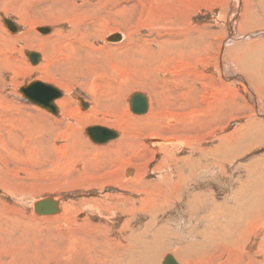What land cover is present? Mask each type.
Returning a JSON list of instances; mask_svg holds the SVG:
<instances>
[{"label":"rangeland","instance_id":"1","mask_svg":"<svg viewBox=\"0 0 264 264\" xmlns=\"http://www.w3.org/2000/svg\"><path fill=\"white\" fill-rule=\"evenodd\" d=\"M105 1L70 0L72 7L78 8L75 9L74 14L67 11L65 14L61 13L60 17L63 19H58L56 5L59 0H0V264H91V258L95 254L106 253L105 250H108L107 254L109 252L112 254L118 244L127 243V236L132 232L142 233L146 223L151 220L152 210L157 212L153 226L156 234L155 240H158L160 245L165 243L166 248L169 247L163 252L155 249L158 251L156 264H164L165 257L170 254L176 257L179 264H213L211 258L216 255V251L213 249H209L206 252L207 255L199 256L198 259H193V254L186 251L184 252L186 254L185 261L178 257L176 249L184 248L189 242L205 241L204 237L197 238V234L201 231H209L213 236L218 233L217 230H219L221 221L218 217L219 210L217 213L215 204L223 205V208L235 204L233 196L239 190L237 177L240 180H245L246 174L250 171L253 175L264 174V105L257 104L251 80L246 75L237 77L240 75H237L236 69L232 68L234 65H226L234 59L224 54L227 53L224 50H227L229 40L234 37H240L239 40L243 41L255 40L259 42L264 40V15L258 22V27H253L250 24L241 26V15L244 11L243 7L247 3L246 0H239L238 7H236V0H171L187 16L184 23L186 31L192 36L195 35L199 38L202 36L200 43L203 51L202 54L200 52L201 55L198 58L192 59L190 55L191 46L185 43L179 49L178 55L171 57L173 60L166 66L167 71H163V64H156L157 76L153 75V78L152 76L150 78L154 79V86H162L166 100L172 105L156 109V105L152 104L153 96L150 88L141 87L148 86L149 71L144 72L143 63L141 64L138 60L129 57L135 50L140 53L138 44L143 48L146 46L140 38H149L152 29L149 20L153 17H162L164 9L161 7H165L168 1L160 0L158 3L155 2L157 0ZM99 2L103 4V7L99 8L100 12L97 10V13L103 14L102 17L106 18V21L104 20L106 25L102 29L99 27L103 32L101 37L93 36L91 39L94 47L102 49L100 55L102 58L105 57V68L103 70L93 68V61L91 66L98 72L92 73L91 78L93 80L88 81L85 77L82 79V76H75V79L66 78L60 73L58 74L53 69L58 65H65L64 63L67 61L63 58L54 61L50 68L51 73L41 68L44 58H41L35 64L36 66L30 61L29 52H37L40 56L43 54V57L44 53L38 47V42H35L34 45H28L26 38L40 40L43 36H53L58 30L68 32L73 24L70 20L75 19V17H78L76 19L82 25L89 26L94 32L96 27L93 24L96 19L93 15L96 13L93 12V7L96 5L95 3ZM81 10L84 12V16L79 13ZM120 11L124 14L122 15ZM111 14L112 16H110ZM258 15L262 14L259 13ZM5 18L12 20L18 29L12 31L5 23ZM114 18L124 21L133 18L128 25L130 29L135 31L133 35L134 47L127 48L130 53L128 50L125 52L122 49L129 45L128 35L125 34V38L123 37L122 40L120 38V41L114 39L112 41V35H119L118 31H121L124 36L125 32L122 28H116L112 22V20L115 21ZM42 27H51L54 30L51 29L50 32L43 33L39 30ZM244 27L246 29H243ZM92 29L89 31L92 32ZM132 32L130 31L129 34ZM34 33L35 35H33ZM136 39L139 40L136 41ZM231 43L236 44L233 41ZM130 45L133 46V43L131 42ZM263 48L256 52L264 59ZM122 51L123 53H121ZM182 52L185 54L182 55ZM111 55L117 56L118 59L127 58L124 62H117V58H113ZM134 55L136 56L137 53ZM223 58H229L227 63L224 61L226 59ZM97 62L100 63V61ZM223 66H227L235 74H228L226 72L228 70L225 71ZM111 73L115 74L112 79L109 76ZM144 76L146 81L142 82ZM36 80L48 83L62 92V96L55 100L56 105L59 104L60 107V101L65 96L71 97V109L73 111L70 117L74 118L82 112L87 113L89 111L90 113L92 108L91 110L88 109L100 103L98 96L100 92L106 91V94L115 92L116 98L114 97V99L119 106V109L115 110L116 113L113 115L104 111L106 114L100 113L98 122L97 120L93 121V119L85 121L82 128L85 130L87 126L106 125L107 128L117 133L120 131L122 136V130L114 126L117 124L116 120L125 118L124 121H131L130 119L134 117L137 119L136 117H138V119H143L141 124L133 120L132 124L126 126H131V131L135 133L137 141L147 144L148 147L144 146V150L139 147L133 154L124 150L125 156H129L131 159L122 162L114 155L109 158L108 151L105 152L102 149L111 142L94 143L84 131L83 135L86 136H83V139L86 146L88 145L87 142L94 145L93 148L88 146L85 153H68L66 147L63 146V141L59 140L55 142V147L58 148L53 153L52 158L49 157V150L42 148L43 153L41 154L38 151V146L45 147L47 143L43 145L36 141L38 135L36 123L47 118L49 121L44 122H48L50 130L57 127L64 128L69 122V117L65 113L55 115V113L31 102L23 95L20 90L21 87ZM66 80L68 81L66 82ZM67 89L70 93L67 92ZM138 92L144 94L148 99L146 113L137 114L131 109V98ZM193 95L194 98H189ZM96 96L98 97L94 100ZM79 97H83L82 101L79 100ZM80 103L86 109L79 108ZM151 112L153 114L148 119ZM116 114L118 116H115ZM129 117L130 119H128ZM152 119L155 121L153 122ZM253 119L255 122L262 123L260 128L252 129L248 126L249 128L244 129L247 122ZM57 122L62 124H57ZM171 122L174 123L171 125ZM26 123L27 125L30 123L36 128L34 132L32 131V135H30V129ZM149 130L159 132L161 136L146 137L145 135ZM247 132L252 136L248 137ZM179 136L185 139H183L184 147H172L171 144L178 143L177 137ZM44 138L47 141L49 136L45 134ZM40 139L43 142V138L40 137ZM223 142L232 144L229 143V149L227 148L229 153L225 151L226 145L222 144ZM161 143L171 147L167 146L163 150H152V148L156 149L160 146ZM134 144L139 146V143L134 142ZM235 144H237L238 152H234L232 149ZM60 145L67 153L60 151L62 148ZM179 145L181 142L178 143ZM59 156L73 158L64 165L58 161ZM187 158H189V163L185 161ZM111 159L114 161L109 164ZM128 161L131 163L127 164ZM217 161L225 169H218ZM193 163H195L194 168L197 169L195 175H191L195 169L189 171L190 165ZM168 164L169 166H166ZM130 165L135 166V168L133 167L135 170L132 168L133 174H127V168ZM137 172L141 175L137 176ZM179 175L188 181L183 182L178 198L176 196L174 198L173 195L163 209L161 206L164 198L160 188L161 186L162 188L165 186L169 188L170 186L166 182H169L170 179V183L173 185L177 182ZM226 175L230 176L226 178ZM167 177L168 180H166ZM126 182L127 184H125ZM199 192L202 195L201 202H190L193 199L192 193ZM46 197L59 200L58 211L55 214L41 215L36 213L34 203ZM147 197L153 198V205L150 209L148 208ZM144 207L146 210H142L145 209ZM3 216L6 219L2 220ZM215 218L218 220V224ZM13 221L20 223H10ZM258 231L260 238L257 237L259 236L258 232L252 234L248 250L251 249L255 258L260 260L261 258L256 255L255 252L257 251L255 250L261 241L263 232L259 229Z\"/></svg>","mask_w":264,"mask_h":264},{"label":"bare ground","instance_id":"2","mask_svg":"<svg viewBox=\"0 0 264 264\" xmlns=\"http://www.w3.org/2000/svg\"><path fill=\"white\" fill-rule=\"evenodd\" d=\"M79 1V0H78ZM95 1V0H94ZM100 1V0H98ZM107 1V0H106ZM105 1V2H106ZM112 1V0H111ZM153 1V0H152ZM168 4H165V7H161L164 9V11L162 12V17L160 18H156L153 17L151 20H149L151 23L150 27L152 28L150 31L151 33L149 34V38L147 39H141V41H144V48L142 46H139V50L140 53L138 51L135 50V52L133 54L130 55L129 58L131 59H136L138 60L141 64L143 63V65L145 66L144 68H142L145 71H149L150 75L149 78L153 75H156L155 72V66L156 64H160L162 66L163 71H167L166 70V66L168 65V63L173 60L171 59V57H174L176 55H178L179 53V49L181 48V46L185 43L189 44L190 47V55L192 57V59H196L199 57V55L202 54V49L203 47H201V41H202V36L199 38L197 36H192L188 33V31H186L185 28V20L186 19V15L182 12L181 9H179L178 5L173 4V1L171 0H167ZM247 3L245 5L243 14L241 15L242 20L240 25L242 26L243 24H250L251 26H256L258 27V22L261 20V18L264 15V12H259L258 10H262L264 11V0H246ZM90 2V1H89ZM93 2V1H92ZM102 2V3H105ZM156 3L160 2V0L155 1ZM179 2V1H178ZM188 2V1H187ZM57 3V2H56ZM236 7H238V5L240 4L239 0H236ZM75 4V3H74ZM96 5H94V10L93 12L96 13L93 15V17L96 19V22H94V26L95 31L90 32L89 30L90 27L89 26H84L82 25V23L80 21H77L75 17V19H69L73 24H72V28L70 31L68 32H64L63 30H58L53 36L51 37H41L40 40H37L36 38H26V43L28 45H34L35 42H38V47H40L44 53V57L43 54L41 55L40 59L44 58V63L41 66L42 70L46 69V71L49 73H51V67L52 64L54 63L55 60H57L58 58H63L65 59L67 62H65L63 66L58 65V67H55V69H53L54 71L58 72V74L60 73L63 77L69 78L72 77L74 78L75 76H82V79L85 77L88 79V81L93 80L91 77L93 76L92 73H98L95 71V69L97 70H103L105 68V57L102 58V56L100 55L102 52V49H98L96 47L93 46L92 44V39L91 37H96L99 38L101 37V34L103 33L99 27L102 29L105 27L106 25V18H103L102 15H100V13H97V10L99 8L103 7V4L99 3H95ZM145 4V3H144ZM77 5V4H76ZM80 5V4H79ZM82 6V5H81ZM87 6V5H85ZM57 10H58V19H63V17H60V14H65V12L67 11L68 13H73L75 12V9L78 8L76 6L72 7V5L70 4V0H59V2L56 5ZM260 7V8H257ZM67 8V9H66ZM84 8V7H83ZM90 8V7H89ZM219 8V7H218ZM235 8V7H234ZM82 9V8H80ZM125 9V8H124ZM127 9V8H126ZM134 9V8H133ZM153 9V8H152ZM160 9V7H159ZM162 9V10H163ZM214 9V8H213ZM79 10V9H78ZM77 10V11H78ZM89 10V9H88ZM101 10V9H100ZM119 10V9H118ZM132 10V9H130ZM237 10V9H236ZM105 11V10H104ZM114 11V10H113ZM112 11V12H113ZM125 11V10H124ZM136 11V10H135ZM155 11V10H154ZM153 11V12H154ZM98 12H100L98 10ZM111 12V11H110ZM128 12V11H127ZM126 12V13H127ZM152 12V11H151ZM158 12V11H157ZM223 12V11H222ZM262 15H258L259 13ZM67 13V14H68ZM70 13V14H71ZM80 14H83L84 12L81 10L79 11ZM89 13H91L89 11ZM109 13V12H108ZM115 13V12H114ZM118 13V12H117ZM120 13L122 14V12L120 11ZM129 13V12H128ZM55 14V13H54ZM105 14V13H104ZM110 14V13H109ZM109 14H107L109 16ZM124 14V13H123ZM122 14V15H123ZM147 14V13H146ZM256 14V16H255ZM56 15V14H55ZM54 15V16H55ZM87 15V14H86ZM155 15V14H154ZM158 15V14H157ZM236 15V14H235ZM67 16V15H66ZM74 16V15H73ZM82 16V15H81ZM84 16V14H83ZM82 16V17H83ZM100 16V17H98ZM105 16V15H104ZM112 16V14L110 15ZM127 16V15H126ZM130 16V15H129ZM231 16V15H230ZM229 16V17H230ZM68 17V16H67ZM80 17V15H79ZM91 17V16H89ZM120 17V14H119ZM133 17V16H132ZM149 17V15H148ZM216 17V16H215ZM235 17V16H234ZM237 17V16H236ZM239 17V16H238ZM56 18V19H57ZM224 18V17H223ZM81 19V18H80ZM115 21L112 20L113 24L116 26V28H122L123 30H125L124 32V36L121 33V31L119 33L121 40L125 38V34L128 38V44L127 46H125L123 49V51L125 50V52L128 50L127 48H132L134 47L135 44V39L133 38L135 31L129 28V23H131L132 19L130 18L129 20H117L116 18H114ZM226 19V18H225ZM94 20V19H93ZM105 20V21H104ZM111 20V19H109ZM84 22V21H83ZM115 22V23H114ZM227 22V21H226ZM237 22V21H236ZM239 22V21H238ZM110 23V22H108ZM146 23V22H145ZM190 23V22H189ZM112 24V23H111ZM226 24V23H225ZM237 24V23H236ZM51 25V24H50ZM89 25V24H88ZM113 25V26H114ZM52 26V25H51ZM108 26V25H107ZM147 26V25H146ZM145 26V27H146ZM188 26V25H187ZM216 26V25H215ZM220 26V25H219ZM224 26V25H223ZM238 26V25H237ZM246 26V27H247ZM149 27V28H150ZM198 27V26H197ZM226 27V26H225ZM246 27H244L243 29H246ZM94 28V27H93ZM144 28V27H143ZM195 28V27H194ZM213 28V27H212ZM52 28L50 27V30ZM107 29V28H105ZM138 29V28H137ZM192 29V28H191ZM188 29V30H191ZM22 30V29H21ZM54 29H52L53 31ZM229 30V29H228ZM234 30V29H233ZM130 31H133L132 34H129ZM196 31V30H195ZM230 31V30H229ZM228 31V32H229ZM193 32V31H192ZM234 32V31H233ZM37 33V32H36ZM195 33V32H194ZM192 33V34H194ZM227 33V32H226ZM232 33V32H231ZM27 34L28 31H27ZM35 35V33L33 34ZM203 35H205L203 33ZM242 36V35H241ZM38 37V36H37ZM124 37V38H123ZM232 38V37H231ZM240 37H234L231 40H229L228 46H227V50L225 49L224 51H226L227 53H223L226 54L228 57L233 58L234 60L228 62V64H226L227 66L230 65H234L232 68H235L236 71L238 72L237 77H242L243 75H246L252 82V86H253V94L256 96V100H257V104L260 105H264V59L258 55L259 53H257L256 51L259 52L260 49H262V47H264V40H261L259 42L254 41H243V40H239ZM73 39V40H72ZM205 39V37H204ZM247 39V38H246ZM139 39H136V41H138ZM245 40V39H244ZM253 40V39H251ZM260 40V39H257ZM112 41H114L112 39ZM120 41V39H119ZM211 41V40H210ZM231 41L235 42L231 43ZM117 42V41H116ZM133 43V46L130 45V43ZM204 42V41H203ZM119 43V42H117ZM231 43V44H230ZM227 44V42H226ZM225 44V45H226ZM1 45V44H0ZM210 45V44H209ZM232 45V46H231ZM137 46V47H138ZM221 46V45H220ZM222 47V46H221ZM1 48V47H0ZM143 48V49H140ZM208 48V47H207ZM112 49V48H111ZM211 49V48H209ZM221 49V48H220ZM264 49V48H263ZM37 50V49H36ZM98 50V51H97ZM201 50V51H200ZM123 51L121 53H123ZM205 51V49H204ZM220 51V50H219ZM262 51V50H261ZM260 51V52H261ZM264 51V50H263ZM129 52V50H128ZM201 52V54H200ZM130 53V52H129ZM137 53V55L135 56L134 54ZM221 53V52H219ZM257 53V54H256ZM182 55L185 54V52L181 53ZM264 54V53H263ZM129 55V54H128ZM220 55V54H218ZM113 58H117V56H113L111 55ZM110 56V58H111ZM201 57V56H200ZM220 57V56H219ZM226 57V56H225ZM127 58V57H125ZM125 58L121 57V59L117 58V62H124V60H126ZM226 59V58H223ZM229 58H227V60ZM231 60V59H230ZM94 61L93 63V69L91 66V63ZM97 61H100V63H98ZM133 61V60H132ZM138 64V63H137ZM35 65V64H34ZM128 65V64H127ZM131 65V64H130ZM134 66V64H132ZM136 65V64H135ZM219 65V63H218ZM36 66V65H35ZM224 67L223 69L226 71V69L228 71H226L228 74H233L232 71H230L228 69V67ZM32 67V66H31ZM135 67V66H134ZM37 68V67H36ZM44 68V69H43ZM136 68V67H135ZM125 69V68H124ZM138 69V68H136ZM141 69V68H140ZM141 69V70H142ZM220 69V68H219ZM221 69V70H223ZM231 69V68H230ZM34 70V69H33ZM121 70V69H120ZM140 70V71H141ZM218 70V69H217ZM220 70V71H221ZM223 70V72H224ZM232 70V69H231ZM169 72V71H168ZM225 72V73H226ZM235 72V71H234ZM139 73V72H138ZM100 74V73H99ZM235 74V73H234ZM233 74V75H234ZM49 75V74H48ZM60 75V76H61ZM115 75L114 73H111V75L109 74L110 78L112 79ZM139 75V74H138ZM223 75V74H222ZM55 77V76H54ZM59 77V76H58ZM139 77V76H138ZM235 77V76H234ZM60 78V77H59ZM224 78V76H223ZM228 78V77H227ZM75 79V78H74ZM80 79V78H79ZM78 79V80H79ZM226 79V78H225ZM62 80V78H61ZM86 80V79H85ZM84 80V81H85ZM187 80V79H186ZM229 80V79H228ZM52 81V80H51ZM60 81V80H59ZM58 81V83H59ZM65 81V80H64ZM68 80H66L67 82ZM87 81V80H86ZM146 81V77L144 76V79L142 80V82ZM43 82V81H42ZM113 82V81H112ZM116 82V81H115ZM114 82V83H115ZM244 82V81H243ZM242 82V83H243ZM86 83V82H85ZM148 86H141L144 88H150L149 90H151V95L153 96V103L156 105V109H160L162 107H166V105H171L169 103V101H167L166 99V95L164 93V90L162 88V86H154V79H148ZM57 84V83H56ZM248 84V83H247ZM154 87H153V86ZM244 85V84H243ZM248 86V85H247ZM66 88V86H65ZM68 88V87H67ZM69 89V88H68ZM67 89V92H69ZM113 89V88H112ZM107 90V89H106ZM147 90V89H146ZM148 90V91H149ZM155 90V91H154ZM248 90V89H247ZM109 91V90H108ZM70 93V92H69ZM74 93V91H73ZM79 93V92H78ZM149 93V92H148ZM256 93V94H255ZM106 94L105 92H100L99 96V100L100 103H97V105H94L93 107H90L88 110H91V112L89 113L88 111L86 112H82L79 116H76V118L74 117H70L71 116V112L73 111V109H71V105H72V100L71 97L69 96H65V98L63 100L60 101L61 103V107L59 104L56 105V107L58 108V114L61 113H65L66 115H68V120L69 122L66 124V126L64 128H54L52 130H50L49 126H48V122H44V121H49V119L44 118L43 121L36 123L37 125V133L38 135L36 136V141L41 142L43 145H45L47 143V146L45 147H39L38 146V151L41 152V154L43 153V149L49 150V157L52 158L53 153L56 152L57 150V146L55 147V142L62 140L63 141V146L66 147L68 153H74L76 154L78 152L79 153H85L88 150V146L93 148L94 145L89 144L90 142H87V146H86V142L83 139V134L84 131L86 132L87 136L90 138L87 129L89 128V126L82 128V124L85 121L91 120L93 119V121L97 120L98 122V116L100 113H104V111H106L107 114H113L116 113L115 110L119 109L118 103L117 101L114 99L115 97V92L112 93H108L106 94V97L104 96ZM142 94V93H141ZM167 94V93H166ZM180 94V93H178ZM69 95V94H66ZM75 97L78 98V96H76V94H74ZM117 95V94H116ZM168 95V94H167ZM195 95V94H194ZM189 97V98H194L195 96ZM72 96V95H71ZM96 96L94 98V100L98 97ZM143 96L145 97V95L143 94ZM169 96V95H168ZM181 96V95H180ZM190 96V95H189ZM83 97H79V100L82 101ZM116 98V97H115ZM119 98V97H118ZM146 98V97H145ZM151 98V97H149ZM252 98V97H251ZM75 99V98H74ZM120 99V98H119ZM132 99V98H131ZM57 100V99H56ZM178 100V99H177ZM183 100V99H182ZM188 100V98H187ZM194 100V99H193ZM255 100V101H256ZM80 101V102H81ZM122 101V100H121ZM118 101V102H121ZM124 101V100H123ZM122 101V102H123ZM130 103V99L128 100ZM147 104H148V99L146 98ZM176 101V100H174ZM185 101V100H184ZM192 101V100H191ZM196 101V100H195ZM194 101V102H195ZM178 102V101H177ZM182 102V101H181ZM176 103V102H175ZM184 103V102H183ZM187 103V102H186ZM193 103V101H192ZM11 105L13 103H10ZM180 104V103H179ZM188 104V103H187ZM120 105V104H119ZM124 105V104H123ZM182 105V104H181ZM185 105V104H184ZM255 105V104H254ZM172 106V105H171ZM83 108L86 109V107H84L83 105H79V108ZM179 107V106H178ZM60 108V110H59ZM126 108V107H125ZM123 109V107H122ZM263 109V108H262ZM23 110V109H22ZM124 110V109H123ZM129 110V109H128ZM152 110V107H151ZM260 110V109H259ZM122 111V110H121ZM157 111V110H156ZM255 111V110H254ZM43 112V111H41ZM81 112V111H80ZM109 112V113H108ZM127 112V111H126ZM125 112V113H126ZM104 113V114H106ZM146 113V112H145ZM45 114V113H44ZM121 114V113H120ZM123 114V113H122ZM121 114V115H122ZM127 114V113H126ZM125 114V116H126ZM129 114V113H128ZM149 114V113H148ZM153 114V112H151V114L148 115V119L149 116L151 117ZM42 115V114H41ZM46 115V114H45ZM56 115V114H55ZM74 115V114H73ZM60 116V115H59ZM105 116V115H103ZM108 116V115H107ZM110 116V115H109ZM115 116H118V114H116ZM128 116V115H127ZM130 116V115H129ZM233 116V115H232ZM254 116V115H253ZM101 117V115H100ZM113 117V116H112ZM121 117V116H120ZM119 117V118H120ZM133 116L131 115V118ZM35 118V117H34ZM96 118V119H95ZM104 118V117H103ZM114 118V117H113ZM137 119L132 118L130 119V117L128 119H130L131 121H124V119L119 120L117 122L116 125L119 127L123 134L121 136V132L118 131V133L116 132V137L108 140L110 144H108L106 147L102 148L105 152L108 153V156L110 158V156L112 157V155L116 156L117 158H119V160H121L122 162L131 159V157H127L125 156L126 153H123L124 150H127L128 153H135L136 150L140 147L141 149L144 150L145 147H148L147 144L145 145L143 142H138L136 135L133 131H131L132 127L131 126H126L129 124H132L133 120L137 121L139 124H141L142 120L138 117H136ZM9 119V118H8ZM7 119V120H8ZM105 119V118H104ZM104 119H102V121L104 122ZM111 119V118H110ZM127 119V118H126ZM36 120V119H35ZM55 120V119H54ZM115 120V119H114ZM51 121V120H50ZM59 121V120H57ZM152 121L154 122L155 119H152ZM231 121V120H230ZM55 122V121H54ZM100 122V121H99ZM110 122V121H109ZM113 122V121H112ZM111 122V123H112ZM115 122V121H114ZM56 123V122H55ZM66 123V122H65ZM108 123V122H107ZM110 123V124H111ZM137 123V124H138ZM162 123V122H161ZM160 123V124H161ZM171 122L170 124L172 125ZM188 123V121H187ZM12 124V123H11ZM57 124H62L61 122H57ZM105 124V123H104ZM113 124V123H112ZM242 124V123H241ZM262 123L259 122H255V120L253 119L252 121L247 122V125L244 127V129H247L246 127H252V129H256V128H260V125ZM27 125V123H26ZM92 125V124H91ZM103 125V124H100ZM108 125V124H107ZM162 125V124H161ZM187 125V124H186ZM185 125V126H186ZM191 125V124H190ZM104 127H108L106 125H103ZM126 126L124 129H122V127ZM152 126H154V124H152ZM27 127L30 129V135H32V131H35V127L32 126L30 123L29 125H27ZM111 127V126H109ZM248 127V128H249ZM112 130V129H111ZM114 131V130H113ZM237 131V130H236ZM235 131V132H236ZM249 131V130H248ZM47 134L49 136L48 140L46 141L44 138V135ZM36 135V134H35ZM120 135V137H119ZM152 135H157V136H161V133L159 132H155L154 130H149V132L147 133V135H145L146 137L148 136H152ZM246 135L248 137H251L252 134L250 133H246ZM86 136V135H85ZM84 136V137H85ZM40 137L43 138V142L40 139ZM145 137V138H146ZM226 137V136H225ZM229 137V136H228ZM178 139V143L181 142V145L178 146V143H173L171 144L172 147H181L184 145L183 139L181 136L177 137ZM246 138V137H245ZM88 139V138H87ZM91 139V138H90ZM117 139V140H116ZM172 139V138H171ZM114 140V141H112ZM173 140V139H172ZM185 140V139H184ZM93 141V140H92ZM106 141V142H108ZM140 141V139H139ZM94 142V141H93ZM134 142H136L137 144L139 143V146L134 144ZM145 142V141H144ZM92 143V142H91ZM97 143V142H94ZM93 143V144H94ZM105 143V142H104ZM188 143V142H187ZM230 143V142H229ZM228 142L226 143H222L225 146L224 149H226L225 151L227 152V150L229 149V146L232 145L230 143L229 145ZM98 144V143H97ZM221 144V145H222ZM189 145V144H188ZM34 146V145H33ZM32 146V147H33ZM61 146V145H60ZM63 146H61L62 148H60V151L62 152H66V150L63 148ZM145 146V147H144ZM157 146V145H156ZM168 145H164L163 143L160 144V146H158L156 149L152 150H163L165 148H167ZM170 145L168 147H171ZM150 147V145H149ZM184 147V146H183ZM181 147V148H183ZM221 147V146H220ZM224 147V146H223ZM237 144L233 145L232 149L234 152H238L237 150ZM43 148V149H42ZM228 148V149H227ZM40 149V150H39ZM172 149V148H171ZM231 149V147H230ZM231 149V150H232ZM176 150V149H174ZM241 150V149H240ZM33 151V150H32ZM193 151V150H192ZM177 152V151H176ZM231 152V151H230ZM232 152V153H234ZM33 153V152H32ZM35 153V152H34ZM140 153V152H139ZM229 153V152H227ZM38 154V153H36ZM225 154V152H224ZM239 154V153H238ZM56 155V154H55ZM174 155V154H173ZM146 156V155H145ZM175 156V155H174ZM40 157V156H38ZM165 157V156H164ZM73 157H68L65 158L64 156H59L58 157V161H60L61 163H64V165L69 162ZM116 158V159H117ZM223 158V157H222ZM38 159V158H37ZM57 159V157H56ZM34 160V159H33ZM32 160V161H33ZM36 160V159H35ZM118 160V159H117ZM166 160V159H165ZM168 160V159H167ZM114 160H110V162H112ZM185 161H187L189 163V158L185 159ZM23 162V161H22ZM55 163V161H54ZM131 162H127V164H130ZM165 163V162H164ZM92 162L89 163V167L91 166ZM162 164V163H161ZM166 164V163H165ZM174 164V163H173ZM217 165H218V169L222 170L225 169V167L223 165H221V163H219L217 161ZM166 166H169L166 165ZM191 168L189 171H191L192 169H195V163L190 165ZM135 168V166H133ZM132 165L128 166L127 168V174L128 173H132ZM126 168V167H125ZM133 168V169H134ZM161 168V167H160ZM139 169V166H138ZM159 169V168H158ZM135 170V169H134ZM137 170V169H136ZM144 170V169H143ZM157 170V169H156ZM162 170V169H161ZM178 170V169H177ZM197 169H195L194 171L191 172V175H195L194 173H197L196 171ZM159 171V170H158ZM176 171V170H175ZM248 172V171H247ZM221 173V172H220ZM133 174V173H132ZM131 174V175H132ZM140 173L137 172V176ZM172 174V173H171ZM222 174V173H221ZM257 174V173H256ZM165 175V174H164ZM246 179H238L237 177V183H238V193H235L234 199V205L233 206H229L227 205L226 208H223L222 206H220L219 204H215L216 209H217V213H218V217H220V223L218 222V217H217V224L219 223V230L217 234H214V236L209 233V231L207 232H199L197 234V238L199 239V237H204L203 239H206L205 241H197V242H189V244H186V246L184 248H180V249H176V253L178 255L179 258H183L182 260H186V254H184V252L187 251L191 252L193 254V259H198L199 256H205L208 253H206L209 249H213L214 251H216V255L212 256L211 260L213 261V264H264V174L263 173H259V175H253L250 172H248ZM127 176V175H126ZM162 176V175H161ZM170 176V175H169ZM220 176V175H219ZM230 175H226V178H228ZM128 177V176H127ZM221 177V176H220ZM132 178V177H131ZM189 178V177H188ZM187 178V179H188ZM21 179V178H20ZM19 179V180H20ZM166 180H168V177L166 178ZM175 180V179H174ZM185 180L183 179L182 176L179 175V178L177 180V182H175L173 185H171L170 183V179L169 182H166L167 185H169L170 187H163L161 186L160 188V192L162 193L161 195L163 196L164 200L162 203V208L164 209V207L168 204L169 200L172 199L173 195L174 198L175 196L178 198V193H180V188H182V184L183 182L185 183ZM196 181L199 182V180L196 179ZM127 184V182L125 183ZM190 184V183H189ZM122 185V184H121ZM164 186V185H163ZM122 187V186H121ZM173 189H172V188ZM185 190V189H184ZM177 194V195H176ZM208 196V195H207ZM191 197L193 199H191L192 201L190 202H201L202 199V195L199 193H192ZM190 197V198H191ZM46 198H52L53 200H55V203H57L58 207H59V200H57L56 198L53 197H46ZM189 198V199H190ZM229 199V198H228ZM39 201V200H37ZM36 201V202H37ZM205 201V200H204ZM147 202H148V208H151V205H153V198L152 197H147ZM160 203V205H161ZM189 204V202H187ZM35 204V203H34ZM199 204V203H198ZM64 205V204H63ZM62 205V206H63ZM65 206V205H64ZM63 206V207H64ZM225 206V205H224ZM57 207V209H58ZM35 208V207H34ZM145 209L142 210H146V207H144ZM192 208V207H191ZM233 208V209H232ZM116 209V208H115ZM160 209V208H159ZM162 209V210H163ZM213 209V208H212ZM214 207V210H216ZM113 210V209H112ZM118 210V209H117ZM115 210V211H117ZM58 211V210H57ZM56 211V212H57ZM124 211V210H123ZM122 211V213H123ZM212 212V211H211ZM118 213V212H117ZM157 212H155V210L151 211L152 217L151 220L146 223L145 225V229L142 231V233H131L129 236H127V243L125 244H118L115 247V252H113L112 254H107L108 250H105L106 253H98L95 254L94 257L91 258V264H156V262H158V258L156 256L158 251H155V249L159 250L160 252L168 250V248H166V245L164 244H159L158 240H155L156 238V234L154 231V222H155V214ZM214 213V212H213ZM51 214H55V213H51ZM41 215H45V214H41ZM49 215V214H47ZM209 215V214H207ZM212 216V214H211ZM214 216V215H213ZM209 217V216H208ZM20 218V216H19ZM22 218V217H21ZM6 219L5 216L2 217V220ZM24 219V218H23ZM153 219V220H152ZM208 219V218H207ZM10 220V219H9ZM13 220V219H12ZM16 221V220H15ZM10 222L12 224H15L16 222ZM9 222V221H8ZM20 223V222H19ZM16 223V224H19ZM26 223V222H25ZM215 223V221H214ZM28 224V223H27ZM23 225V224H22ZM29 225V224H28ZM126 226V225H125ZM164 227V226H163ZM215 227V226H214ZM212 229V228H211ZM214 229V228H213ZM258 229L260 231L263 232L261 241L259 243V245H257V248L255 251L256 255L260 256V260H258V258H255L254 252L250 250H248V245L250 242V238L252 236V234L260 233L258 231ZM120 230V229H119ZM127 230V229H125ZM156 230V229H155ZM102 231V230H101ZM167 232V231H166ZM151 233V234H150ZM165 233V230H164ZM168 233V232H167ZM119 234V233H118ZM169 235V234H168ZM80 236V235H79ZM163 236V235H162ZM208 236L211 238V240L209 241ZM260 238V234L259 236H257ZM196 238V236H195ZM196 238V239H197ZM159 239V238H158ZM163 239V238H162ZM214 239V241H213ZM46 240V239H45ZM161 240V239H160ZM164 240V239H163ZM45 242V241H44ZM124 242V241H123ZM165 242V241H164ZM212 242V244H210ZM108 245V244H107ZM158 245V246H157ZM107 247V246H106ZM112 248V247H111ZM41 249V248H40ZM95 250V249H94ZM112 250V249H111ZM48 252V251H47ZM45 253V252H44ZM171 255V254H170ZM175 261L179 264L178 260L176 259L175 256L171 255ZM183 256V257H182ZM188 257V256H187ZM192 257V256H191ZM211 257V256H210ZM48 258V257H46ZM54 258V257H53ZM47 260V259H46ZM56 260V259H55ZM164 263V262H163ZM10 264V263H9ZM49 264V263H47Z\"/></svg>","mask_w":264,"mask_h":264},{"label":"water","instance_id":"3","mask_svg":"<svg viewBox=\"0 0 264 264\" xmlns=\"http://www.w3.org/2000/svg\"><path fill=\"white\" fill-rule=\"evenodd\" d=\"M7 26L12 30L16 31L18 27L10 19H4ZM39 30L43 33L50 32V27H42ZM112 39L119 40L120 35H112ZM28 56L33 64H37L40 60V54L37 52H29ZM21 92L23 95L30 100L49 111L57 114L58 108L55 105V100L62 96V92L48 84L39 80L33 81L30 84L21 87ZM131 109L134 113H144L147 109L146 98L140 92L134 94L131 99ZM90 138L97 143H104L114 137H116V132L106 128L104 126H92L87 129ZM35 211L38 214H51L56 213L57 204L52 198H43L34 204ZM164 264H178L171 255H167L164 259Z\"/></svg>","mask_w":264,"mask_h":264}]
</instances>
